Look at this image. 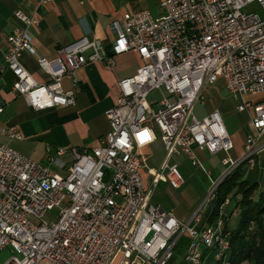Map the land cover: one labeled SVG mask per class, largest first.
<instances>
[{
    "label": "built area",
    "instance_id": "built-area-1",
    "mask_svg": "<svg viewBox=\"0 0 264 264\" xmlns=\"http://www.w3.org/2000/svg\"><path fill=\"white\" fill-rule=\"evenodd\" d=\"M255 3L264 14V0H163L159 16L149 9L128 13L111 24L113 56L102 40L86 36L61 46L54 59L37 56L46 82L23 62L24 53L37 55L30 29L39 20L15 11L23 26L6 38V68L15 76L13 89L34 110L75 105V72L89 62L113 67L114 55L135 51L142 64L118 82L117 103L106 113L110 131L101 144L59 149L52 157L64 169L70 152L65 173L0 144V250L16 252L1 264H168L184 234L190 238L185 264H204L209 250L215 252L213 264H232L230 232L221 217L203 225L199 209L182 223L152 197L161 181L175 188L185 183L178 165L170 164L173 155L202 165L198 151L227 154L226 169L207 196L211 202L232 170L245 163L255 168L264 152V17L244 11ZM65 77L71 88L64 87ZM221 79L239 100L237 110L251 113L252 131L236 158L221 111L195 114L196 105L206 101V87ZM154 89L164 90L158 109L148 102ZM4 107L0 103V114ZM0 130L22 139L14 126ZM157 131L166 151L159 168L148 164ZM55 208L56 219L45 218Z\"/></svg>",
    "mask_w": 264,
    "mask_h": 264
},
{
    "label": "crops",
    "instance_id": "crops-1",
    "mask_svg": "<svg viewBox=\"0 0 264 264\" xmlns=\"http://www.w3.org/2000/svg\"><path fill=\"white\" fill-rule=\"evenodd\" d=\"M162 1L53 0L42 4V0H0V103L5 105L4 112L0 114V129L14 126L22 135V139H12L0 130V144H7L35 160L51 165L55 171L65 173L71 164L70 152L65 156L67 166L64 169L53 165L52 157L59 149L67 150L72 146L92 149L101 144L110 131V121L106 113L117 103L118 82L134 76L142 64L135 51L114 55L113 67L89 62L75 72L77 79L75 105L57 106L44 111L34 110L13 89L15 76L6 68V38L14 29L23 26L15 16L17 9L29 15L35 14L39 20L38 25L30 29V37L37 48V55L26 52L23 54V62L37 80L46 82L49 77L39 68L37 56L54 59L58 56V49L61 46L83 36L102 40L106 53L113 56L116 35L111 28L112 22L141 9H149L154 16H159L162 14ZM63 85L65 88H71L72 80L65 77ZM225 89L226 85L222 79L214 85L207 86L205 103L197 105H205L206 112L219 109L223 116L228 115L230 102L224 99L218 107L211 99L225 93ZM235 133L233 130L231 134L236 145L233 150L234 158L243 153L248 134L242 138ZM157 138L150 146L151 151ZM198 156L203 162L211 161L214 170H219L217 178L221 177L226 169L223 164L225 157L218 161L215 159L217 154L212 155L207 151H198ZM209 174L213 173L209 171ZM144 178L146 185L150 186L152 177L146 171ZM161 182L155 188L156 193ZM155 191L152 197L154 204L166 210H173L182 223L190 220L192 211L187 213L169 204L163 205L161 201L155 200Z\"/></svg>",
    "mask_w": 264,
    "mask_h": 264
},
{
    "label": "rangeland",
    "instance_id": "rangeland-1",
    "mask_svg": "<svg viewBox=\"0 0 264 264\" xmlns=\"http://www.w3.org/2000/svg\"><path fill=\"white\" fill-rule=\"evenodd\" d=\"M244 11L248 13L255 11L264 17L261 6L258 3L246 7ZM163 94V89H154L150 93L148 96V102L153 104V108L158 109V103L162 99ZM211 99L216 105L218 104V107L224 99L230 102L229 114L223 116L225 125L230 134H232V131L234 130L236 132L235 134H238L244 138L248 132L252 131L251 113L249 111L240 112L237 110L239 100L233 98L227 88L225 89V93H222V95ZM205 107V105L196 106L195 114L198 118H202L205 116V114L207 115V113H209L205 111ZM157 134V141L152 145L153 157L148 162L149 166H153L155 168H159L161 166L166 155L164 144L158 131ZM233 154L234 152L232 150L230 155L233 157ZM226 156L227 154L225 152H220L217 154V158L215 159L221 161L222 158ZM256 159L258 162L255 168H251L247 163H245L243 164V170L245 178H250L252 181H257L259 183V189L257 190L258 195L259 191L264 188V169H262V167L264 168V152L258 155ZM201 162L202 165L193 164V162L185 155H173L170 160V164L178 165V169L182 174L185 183L182 187L175 188L169 182L162 181L157 188V193L155 191V200L161 201L163 205L169 204L172 207H177V210H182L183 212L189 213L192 211V214H194L200 209L204 216L208 215L212 210L213 205L211 202H207L206 199L214 185V181L219 179L217 178L219 170H214L211 161L203 162L201 160ZM221 168L223 169L224 167L222 166ZM209 171H211L213 174H209ZM167 173L168 171H165V174ZM239 199L240 195L226 203L221 209L220 217L222 218L224 224L228 222V226L231 229L236 228L239 223V213L241 208L239 205H236ZM58 211L59 210L57 208L49 211L45 218L48 220L56 219ZM14 254H16V252L12 251L11 248L0 250V264ZM214 254V250H209L204 259V264H213L215 262ZM181 261L182 256L175 255L174 258L168 262V264H181ZM244 264L249 263L246 262Z\"/></svg>",
    "mask_w": 264,
    "mask_h": 264
},
{
    "label": "trees",
    "instance_id": "trees-1",
    "mask_svg": "<svg viewBox=\"0 0 264 264\" xmlns=\"http://www.w3.org/2000/svg\"><path fill=\"white\" fill-rule=\"evenodd\" d=\"M258 189L259 183L245 178L243 164L239 165L218 185L211 201L212 210L203 217V225L213 224L220 217L222 207L240 195L236 204L241 208L237 227L231 229L225 223L230 232L232 264H264V188L257 195ZM189 242V236L184 234L174 247V256H182L181 264H185L183 255Z\"/></svg>",
    "mask_w": 264,
    "mask_h": 264
}]
</instances>
